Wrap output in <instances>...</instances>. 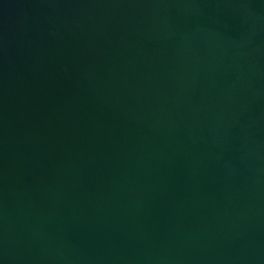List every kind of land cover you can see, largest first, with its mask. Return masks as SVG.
Here are the masks:
<instances>
[{"label": "water", "instance_id": "water-1", "mask_svg": "<svg viewBox=\"0 0 264 264\" xmlns=\"http://www.w3.org/2000/svg\"><path fill=\"white\" fill-rule=\"evenodd\" d=\"M0 264H264V0H0Z\"/></svg>", "mask_w": 264, "mask_h": 264}]
</instances>
